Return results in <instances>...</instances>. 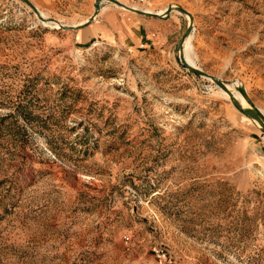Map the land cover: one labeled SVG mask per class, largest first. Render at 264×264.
Listing matches in <instances>:
<instances>
[{"label":"rangeland","instance_id":"374dc122","mask_svg":"<svg viewBox=\"0 0 264 264\" xmlns=\"http://www.w3.org/2000/svg\"><path fill=\"white\" fill-rule=\"evenodd\" d=\"M29 1L56 23L0 0V264H160L158 251L264 264V135L180 64L188 17L173 11L139 47L122 34L82 44L57 23L86 22L94 0ZM169 4L194 18L185 59L263 116L264 0L144 11ZM101 5L106 19L136 15Z\"/></svg>","mask_w":264,"mask_h":264},{"label":"water","instance_id":"95a60500","mask_svg":"<svg viewBox=\"0 0 264 264\" xmlns=\"http://www.w3.org/2000/svg\"><path fill=\"white\" fill-rule=\"evenodd\" d=\"M19 1L22 2L25 6H29L32 9V11L34 12V14L37 16L39 21L56 23L54 21L46 19L45 17L43 18L40 15L39 10L36 8V6H34L29 0H19ZM103 2L115 4L116 6H119L128 12L135 13L136 15L144 17V18L149 17V18L164 19L173 11L178 12L180 15L187 16L188 17V24H187V27H186L183 35H182L183 36L182 41L178 47L180 64L191 74H194L198 77H200V76L204 77V78L208 79L209 81H211L215 86L221 88L229 96V98L232 101V103L234 104L235 108H237L247 118H249L252 121L254 120L259 124V129H260L261 133L264 135V119L262 118V116L258 112L255 104L252 103V101L248 97L244 88L236 87L237 91L242 95L245 103L248 104V108H246V109H243L240 106V104L237 103L236 99H234L233 93L229 89V85H231L232 83L224 81L223 79H221L219 77L217 78V77L207 73L206 71H204L202 69H198V68L186 63V59H185V56L183 53V43L189 37V35L192 33L194 18L192 16V14L189 11H187L185 8H183L182 6L180 7V6H177L175 4L174 5L169 4L167 6V8H165V10L162 14H157V13H152V12H148V11L146 12L144 10L136 9L133 7H128L125 4L119 2L118 0H94V12L86 20V22L80 23L79 25H66V24L57 23L59 26L58 29L65 30V31H75V30H79V28H82L83 26H86V25L92 23L95 20L97 14L99 13V10L101 8V3H103Z\"/></svg>","mask_w":264,"mask_h":264},{"label":"crops","instance_id":"0c3cea01","mask_svg":"<svg viewBox=\"0 0 264 264\" xmlns=\"http://www.w3.org/2000/svg\"><path fill=\"white\" fill-rule=\"evenodd\" d=\"M103 12H105V7L101 5L93 24L83 26L79 28V30L69 31L75 33L74 37L77 43L86 44L95 39L96 36L102 39L107 38L109 42H111L117 40V36L122 34L124 42H129L131 47H139L148 40L150 36L149 32L154 31V33H156L155 29L157 26H165L167 20L172 22L179 20L173 15V12H171L165 21L156 18H144L138 15H122L120 21H115L112 17L111 19H106L104 15L101 16ZM152 34L153 33H151V35Z\"/></svg>","mask_w":264,"mask_h":264},{"label":"built area","instance_id":"2783aa9c","mask_svg":"<svg viewBox=\"0 0 264 264\" xmlns=\"http://www.w3.org/2000/svg\"><path fill=\"white\" fill-rule=\"evenodd\" d=\"M133 5H136L138 8L145 9L144 7L147 6V4L150 3L151 0H129ZM99 44V41H97L94 45L96 46ZM157 257L160 260V264H172L171 262H167L166 260V254H164L162 251L157 252Z\"/></svg>","mask_w":264,"mask_h":264},{"label":"bare ground","instance_id":"6f19581e","mask_svg":"<svg viewBox=\"0 0 264 264\" xmlns=\"http://www.w3.org/2000/svg\"><path fill=\"white\" fill-rule=\"evenodd\" d=\"M126 6H128L127 4H125ZM129 7V6H128ZM130 7H132V6H130ZM133 8H135V7H133ZM137 9V8H136ZM165 10V9H164ZM147 12V11H146ZM149 12V11H148ZM190 41H191V37H188V39H187V43H190ZM186 63H188V64H190V65H192V66H194L195 67V64H194V62L192 61L191 62V59L188 57V58H186ZM229 86H233L234 88H236V87H239V86H237L236 84H234V83H232L231 85H229ZM241 95V94H240ZM264 112V111H263ZM260 113V112H259ZM262 118L264 119V115L262 116Z\"/></svg>","mask_w":264,"mask_h":264}]
</instances>
